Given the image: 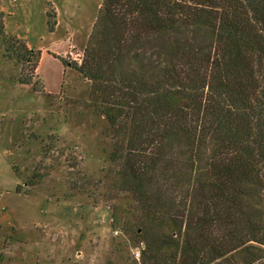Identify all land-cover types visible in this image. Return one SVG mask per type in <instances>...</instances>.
<instances>
[{"label":"trees","instance_id":"obj_1","mask_svg":"<svg viewBox=\"0 0 264 264\" xmlns=\"http://www.w3.org/2000/svg\"><path fill=\"white\" fill-rule=\"evenodd\" d=\"M0 53L40 58L1 24ZM74 69L139 264H264V0H102Z\"/></svg>","mask_w":264,"mask_h":264},{"label":"rangeland","instance_id":"obj_2","mask_svg":"<svg viewBox=\"0 0 264 264\" xmlns=\"http://www.w3.org/2000/svg\"><path fill=\"white\" fill-rule=\"evenodd\" d=\"M101 4L0 0L4 32L40 56L31 73L0 53V264H139L132 232L112 227L128 202L112 187L91 83L74 69Z\"/></svg>","mask_w":264,"mask_h":264},{"label":"built area","instance_id":"obj_3","mask_svg":"<svg viewBox=\"0 0 264 264\" xmlns=\"http://www.w3.org/2000/svg\"><path fill=\"white\" fill-rule=\"evenodd\" d=\"M143 246H141V248H142ZM134 255H135V257H136V260H139V258H140V248H138L137 250H136V252L134 253Z\"/></svg>","mask_w":264,"mask_h":264}]
</instances>
